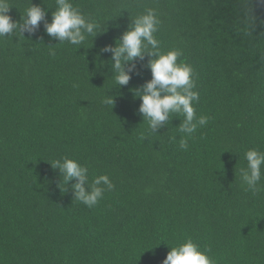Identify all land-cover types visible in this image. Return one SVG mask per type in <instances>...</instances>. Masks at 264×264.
Instances as JSON below:
<instances>
[{"label": "trees", "instance_id": "trees-1", "mask_svg": "<svg viewBox=\"0 0 264 264\" xmlns=\"http://www.w3.org/2000/svg\"><path fill=\"white\" fill-rule=\"evenodd\" d=\"M10 3L22 23L29 0ZM32 3L50 23L55 0ZM72 3L101 26L92 43H59L44 21L0 40V264H162L189 238L213 264H264V167L255 194L240 177L245 152H264V0ZM149 8L161 51L194 70L197 117H210L191 138L182 115L148 133L134 93L152 78L150 57L118 87L101 53ZM64 157L114 188L88 208L49 163Z\"/></svg>", "mask_w": 264, "mask_h": 264}, {"label": "clouds", "instance_id": "clouds-1", "mask_svg": "<svg viewBox=\"0 0 264 264\" xmlns=\"http://www.w3.org/2000/svg\"><path fill=\"white\" fill-rule=\"evenodd\" d=\"M30 6L24 10L21 16L22 23H16L8 14L14 7L10 0H0V40L14 35L24 37L23 33H35L44 21L46 34L59 41L67 42L80 48L88 38L91 43L94 38L103 32L101 26L91 18H86L78 7H74L72 0H55V11L52 12L51 22L45 17L46 9L34 5L29 0ZM128 26L115 46H105L101 53H111V71L114 82L118 87L126 86L131 74L136 70V60L143 61L145 55L150 57L146 67L150 69L152 78L135 90V97L141 100L138 113L147 123L149 134H156L173 117L182 115L183 121L179 124L178 130L188 138L196 132L197 127L207 125L210 117L196 115L193 102H199L200 96L193 79V68L183 62L178 63L182 53L177 49L162 52L160 42L154 34L159 31L161 24L155 10L149 8L145 14L137 16ZM106 31V30H104ZM54 54V52L52 53ZM114 97L106 96L102 101L105 106H114ZM142 139L145 138L143 135ZM171 139L175 140V137ZM188 139L181 138L179 141L180 150L187 151ZM244 158L246 167L240 169V177L246 191L253 194L262 190L260 181L261 169L264 167V152L257 149H249L245 152ZM53 169H59L63 183L69 187L71 184L74 199L79 200L88 208L96 206L103 198L106 190L111 191L114 185L107 174L95 176L89 183V169L81 165L77 160L64 157L49 162ZM106 186V187H105ZM208 250L202 251L198 244L190 238L186 242L171 247L162 264H213L207 255Z\"/></svg>", "mask_w": 264, "mask_h": 264}]
</instances>
